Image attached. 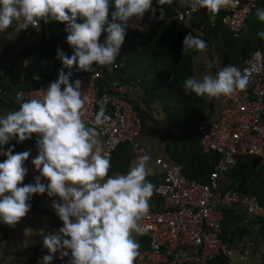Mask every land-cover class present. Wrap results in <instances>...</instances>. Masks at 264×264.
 Masks as SVG:
<instances>
[{
    "label": "crops",
    "instance_id": "0c3cea01",
    "mask_svg": "<svg viewBox=\"0 0 264 264\" xmlns=\"http://www.w3.org/2000/svg\"><path fill=\"white\" fill-rule=\"evenodd\" d=\"M31 1L0 0V14ZM156 1L129 0V6L143 11ZM201 1L162 0V8L177 14ZM219 19L212 22L210 12L201 8L181 23L185 28L202 29L206 39L196 52L191 84L181 97L173 93L166 101H146L136 81L123 82L127 99L143 119L142 155L123 143L106 160L100 134L84 132L62 114L48 115L33 105L0 99V264H26L41 246L51 247L57 235L77 233L90 220L85 207L98 184L129 207L160 211L164 201L156 190L165 174L156 165L158 159L182 165L189 178L208 181L220 154L205 151L197 133L187 130V123L215 122L232 90L247 87L242 68L254 51L264 52V0L238 38ZM26 31L24 21L8 20L0 27V65ZM17 74L12 73L16 85L26 82L27 76ZM19 135L18 140L9 139ZM219 182L222 189L237 188L264 204V164L256 158L237 157ZM223 234L232 244L254 243L248 264H262L263 223L243 205L224 211ZM149 244L140 222L124 221L116 230L94 233L83 249L94 264H133L136 254Z\"/></svg>",
    "mask_w": 264,
    "mask_h": 264
},
{
    "label": "built area",
    "instance_id": "2783aa9c",
    "mask_svg": "<svg viewBox=\"0 0 264 264\" xmlns=\"http://www.w3.org/2000/svg\"><path fill=\"white\" fill-rule=\"evenodd\" d=\"M46 1L33 0L18 10L0 14V27L8 20L24 21L27 25L21 41L12 50L14 54L41 41ZM259 3L260 0H202L177 13L174 19L183 23L206 8L212 22L220 17V23L238 38ZM122 15L127 28L140 34L148 33L166 19L165 9L156 4L143 11L127 6ZM193 31L204 37L202 29ZM120 56V48L111 45L100 60L84 61L77 75L64 74L59 80L35 88L2 93L46 114L60 113L86 133L100 134L106 160L123 143L131 144L134 152L142 155L139 138L143 119L127 99V88L122 81L107 75L108 67L112 72L125 66L124 61L118 62ZM28 64L27 58L20 55L13 71L27 68ZM241 73L247 87L232 90L215 122H190L187 126L188 131L197 133L205 151L220 154V161L207 182L186 176L182 165L158 159L156 165L165 175L156 190L164 207L157 212L129 207L119 201L118 195L98 184L85 207L90 220L77 233L54 237L51 247L41 246L26 264H94L83 249L84 242L96 232L118 229L124 221L140 222L150 238L148 249L136 254L133 264H208L218 257L228 264H248L254 243L232 244L225 239L224 211L241 204L251 217L264 220V204L257 196L237 188L222 189L219 181L239 156H251L264 164V52L254 51ZM2 74L0 68V80Z\"/></svg>",
    "mask_w": 264,
    "mask_h": 264
},
{
    "label": "trees",
    "instance_id": "16d2710c",
    "mask_svg": "<svg viewBox=\"0 0 264 264\" xmlns=\"http://www.w3.org/2000/svg\"><path fill=\"white\" fill-rule=\"evenodd\" d=\"M156 5L162 7V0L156 1ZM127 6L129 0H47L41 41L20 54L10 51L0 65V99L5 98L3 90L31 89L59 80L64 74L77 75L84 61L100 60L111 45L120 48L118 62L124 61L125 66L112 72L108 67L110 78L136 81L144 90L146 101H166L173 93L181 97L191 84L192 63L206 39L185 28L174 19L176 12L168 10L166 19L148 33L132 31L122 15ZM20 55L29 64L16 73L27 76V80L16 85L12 73ZM20 136L9 139L18 140ZM262 223L264 227V220ZM208 264L228 263L218 257Z\"/></svg>",
    "mask_w": 264,
    "mask_h": 264
},
{
    "label": "clouds",
    "instance_id": "9594fccd",
    "mask_svg": "<svg viewBox=\"0 0 264 264\" xmlns=\"http://www.w3.org/2000/svg\"><path fill=\"white\" fill-rule=\"evenodd\" d=\"M33 2V0L31 1V3ZM45 13V12H44ZM44 15V14H43ZM123 83V82H122ZM37 108V107H36ZM38 109V108H37ZM39 110V109H38ZM43 112V111H42ZM44 113V112H43ZM46 114V113H45ZM54 114V113H53ZM60 114V113H59ZM49 115V114H48ZM65 117V116H64ZM66 118V117H65ZM72 123V122H71Z\"/></svg>",
    "mask_w": 264,
    "mask_h": 264
}]
</instances>
